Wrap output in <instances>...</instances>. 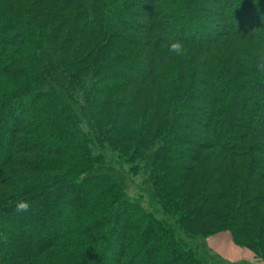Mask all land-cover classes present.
<instances>
[{
	"label": "trees",
	"instance_id": "trees-1",
	"mask_svg": "<svg viewBox=\"0 0 264 264\" xmlns=\"http://www.w3.org/2000/svg\"><path fill=\"white\" fill-rule=\"evenodd\" d=\"M187 221L264 260V0H0V264H221Z\"/></svg>",
	"mask_w": 264,
	"mask_h": 264
},
{
	"label": "rangeland",
	"instance_id": "rangeland-1",
	"mask_svg": "<svg viewBox=\"0 0 264 264\" xmlns=\"http://www.w3.org/2000/svg\"><path fill=\"white\" fill-rule=\"evenodd\" d=\"M30 117V114L27 115ZM161 138V134L159 133L156 141L159 142ZM113 145V144H112ZM115 146V145H114ZM145 147V152L146 155H152L153 151L156 149L155 147V142L153 145L147 143L144 144ZM119 149L118 147H116ZM113 156H112V155ZM107 157L112 156V157H117L118 152L115 150H110L107 147ZM121 158V157H120ZM122 160V158H121ZM138 162H135L134 164H130L129 162H122L123 167L125 168L126 171H128V176L125 182V187H126V192L129 195V197L133 200H139L141 201L142 205L147 209V210H155L158 208V204H154L151 201V196L149 192V188L152 187V183L149 182V175H150V168L153 166L151 162H141L140 164H137ZM133 165V167H132ZM160 207V206H159ZM162 211V208H161ZM158 216L161 217L160 212L157 213ZM186 223V231L188 232V237L190 240H193L194 242L199 244L200 247V252L206 256L210 261L215 262V259H217L216 255H219L216 252H213L212 250L209 249V246L207 244V236L209 235H215L217 233H223L224 231H228V228H224L222 230H219L218 232L214 233H209V235H203L202 232L196 228L193 225V221H187ZM136 239H131L129 242V249H132L135 244H136ZM224 248L229 252V255L231 256H240V257H248L249 260L246 259H240L238 261H246L249 264H264V260L261 259L256 253V251L248 246L245 245H240L236 243L234 240L230 239H222L220 241ZM216 257V258H215ZM220 257H222L220 255ZM223 260L221 264L225 263H231V262H236V261H231L227 258L222 257ZM218 261V260H217Z\"/></svg>",
	"mask_w": 264,
	"mask_h": 264
},
{
	"label": "crops",
	"instance_id": "crops-1",
	"mask_svg": "<svg viewBox=\"0 0 264 264\" xmlns=\"http://www.w3.org/2000/svg\"><path fill=\"white\" fill-rule=\"evenodd\" d=\"M232 239V235L230 230L224 231L223 233H217L215 235H209L207 236V244L209 246V249L213 252L218 253L224 258H227L231 261H238L240 259H246L249 260L248 257H240V256H231L229 255V252L224 248L223 244L220 242L222 239ZM233 240V239H232Z\"/></svg>",
	"mask_w": 264,
	"mask_h": 264
},
{
	"label": "clouds",
	"instance_id": "clouds-1",
	"mask_svg": "<svg viewBox=\"0 0 264 264\" xmlns=\"http://www.w3.org/2000/svg\"><path fill=\"white\" fill-rule=\"evenodd\" d=\"M181 47L182 46L180 44L176 43V44H173L172 45V50L173 51H178V50L181 49ZM29 208H30V205L29 204H27V203H20L17 206V211L18 212H23V211H27Z\"/></svg>",
	"mask_w": 264,
	"mask_h": 264
}]
</instances>
